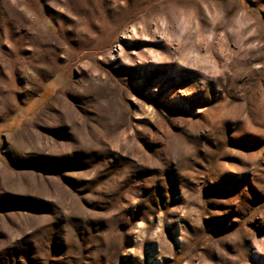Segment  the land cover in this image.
<instances>
[{
    "label": "rangeland",
    "instance_id": "1",
    "mask_svg": "<svg viewBox=\"0 0 264 264\" xmlns=\"http://www.w3.org/2000/svg\"><path fill=\"white\" fill-rule=\"evenodd\" d=\"M0 264H264V0H0Z\"/></svg>",
    "mask_w": 264,
    "mask_h": 264
},
{
    "label": "bare ground",
    "instance_id": "2",
    "mask_svg": "<svg viewBox=\"0 0 264 264\" xmlns=\"http://www.w3.org/2000/svg\"><path fill=\"white\" fill-rule=\"evenodd\" d=\"M133 34V33H132ZM134 36V35H133Z\"/></svg>",
    "mask_w": 264,
    "mask_h": 264
}]
</instances>
